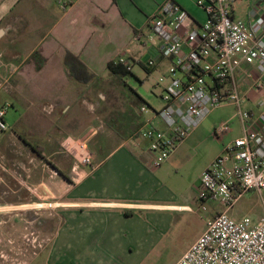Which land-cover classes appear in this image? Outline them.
Here are the masks:
<instances>
[{
	"label": "crops",
	"instance_id": "0c3cea01",
	"mask_svg": "<svg viewBox=\"0 0 264 264\" xmlns=\"http://www.w3.org/2000/svg\"><path fill=\"white\" fill-rule=\"evenodd\" d=\"M166 1L0 0V81L8 83L1 104L13 105L6 117L9 130L0 131V233L27 228L28 218L45 219L36 231L43 249L49 248V264H145L167 235L163 213L192 211L190 198L168 197L167 176L194 166V183L200 186L203 172L242 135L236 113L221 117L213 111L164 165L153 168L148 142L135 135L151 117L130 108L124 130L112 124L103 131L90 109L86 119L71 114L73 104L86 105L84 88L112 74L108 65L121 56L135 61L133 70L139 66L149 78L167 74L169 62L163 58L155 67L145 65L149 20ZM174 1L188 11L189 26L206 21L198 0ZM232 8L234 18L250 22L264 14V0H234ZM14 41L17 51L11 48ZM67 52L94 75L90 83L71 76L64 63ZM7 56L22 64L15 66ZM32 56L33 63H25ZM249 72L255 68L243 65L238 72L240 92L247 98L245 109L261 118L264 90L254 87ZM225 123L231 131L219 138L216 129ZM95 127L100 131L88 148L97 143L108 154L100 160L92 154L93 165L84 166L76 158V141ZM238 204L231 215L248 217ZM222 210L217 203L209 221ZM263 215L264 206L251 218L257 223Z\"/></svg>",
	"mask_w": 264,
	"mask_h": 264
},
{
	"label": "built area",
	"instance_id": "2783aa9c",
	"mask_svg": "<svg viewBox=\"0 0 264 264\" xmlns=\"http://www.w3.org/2000/svg\"><path fill=\"white\" fill-rule=\"evenodd\" d=\"M233 1L198 0L207 18L195 28L188 25V11L174 0H167L149 20L145 65L155 67L161 58L169 62L157 84L163 89L158 96L161 109L141 107L143 114H152L138 134L148 142L151 166L164 165L206 117L227 104L236 106L242 130L201 176L199 199L217 202L223 210L176 264H264V215L257 223L231 215L249 192L259 194L264 206V114L256 118L245 109L247 98L237 77L243 65L253 66L255 73L247 75L256 89L264 90V14L250 22L238 20L233 17ZM113 62L129 72L136 64L126 56ZM12 106H0L2 132L9 130L6 117ZM260 106L264 108V101ZM230 131L231 124L225 123L215 135ZM94 134L76 141V158L84 166L93 164L88 142Z\"/></svg>",
	"mask_w": 264,
	"mask_h": 264
},
{
	"label": "rangeland",
	"instance_id": "374dc122",
	"mask_svg": "<svg viewBox=\"0 0 264 264\" xmlns=\"http://www.w3.org/2000/svg\"><path fill=\"white\" fill-rule=\"evenodd\" d=\"M11 48L17 51L19 43H15L14 41ZM1 53L4 54L3 51H1ZM8 53H11V51ZM34 57L35 56L30 57L25 63H33ZM7 58L13 61L15 66L22 64L20 58L17 60H12L9 56H7ZM133 71V75L122 77L108 73L106 76H103V78L91 82L89 86L84 88L85 99L87 100L86 105L84 106L82 104L81 106L79 105L80 103L73 104L71 106V114L76 117H78V115H83L86 119L89 114L86 109L88 108L92 112V115L97 117V125H102L103 131H105L106 127L108 129L114 127L112 124L116 125L118 131H122L130 123V117L128 116L130 108L138 114H141V107L145 104L160 110L162 102L158 96L162 93L163 89L157 87L160 78L159 74L153 73L149 78L139 66ZM7 85V81H0V93L3 90L6 91ZM2 100L3 96L1 93L0 104ZM79 107L80 109H78ZM214 111L219 113V116L226 117L233 113H237V108L233 104H227ZM145 115L147 117H152L151 113H146ZM10 116H12V112ZM233 125L232 127L234 128L235 124L233 123ZM144 126L145 125L139 126L135 134L136 136ZM99 131L100 130L95 127L90 129L86 134L88 135L92 132L97 134ZM225 136L226 135L219 138ZM234 141L235 139L233 142ZM110 147H112V145H108V148ZM89 152L94 154L96 160H100L101 157L108 154L105 150L101 152L97 143L93 142L89 147ZM26 158L28 159L27 155ZM2 174L3 173L0 171L1 176ZM195 177L194 166H189L179 173L173 171L167 176L165 191L168 197L179 199H183L184 197L190 198L189 204L192 206V211H186L184 213H163L167 219H165L162 225L168 226L167 232L164 231L167 235L161 239L160 243L155 247L156 249L152 256L145 264H174L176 260L188 250L189 246H191L204 232L207 222L214 212V206H216L217 203L209 201L205 204L199 199L200 186L194 183ZM1 189L2 185H0V191ZM173 203H176V201H173ZM238 208L250 219H252L251 217L256 218L260 216L263 211V200L259 194L249 192L240 201ZM157 217H155L154 223H156ZM27 220V228H24L25 226L23 224L15 233L7 231L0 233V264H49V259L47 257L49 248L43 249L44 246L42 247L40 245L42 237L40 233L36 231V228H38L42 222L45 223V219H42V222L37 221V223L29 218Z\"/></svg>",
	"mask_w": 264,
	"mask_h": 264
},
{
	"label": "trees",
	"instance_id": "16d2710c",
	"mask_svg": "<svg viewBox=\"0 0 264 264\" xmlns=\"http://www.w3.org/2000/svg\"><path fill=\"white\" fill-rule=\"evenodd\" d=\"M64 63L69 69L71 76L81 83L88 84L95 78L86 65L70 52H67ZM108 70L116 76L132 75V72H129L124 66L115 65L114 62L108 65Z\"/></svg>",
	"mask_w": 264,
	"mask_h": 264
}]
</instances>
